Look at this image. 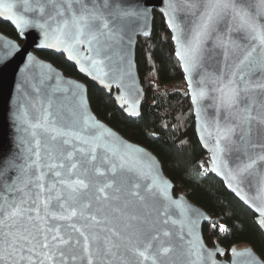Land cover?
<instances>
[{"label":"snow or ice","instance_id":"snow-or-ice-1","mask_svg":"<svg viewBox=\"0 0 264 264\" xmlns=\"http://www.w3.org/2000/svg\"><path fill=\"white\" fill-rule=\"evenodd\" d=\"M20 3L25 12L33 11L30 0ZM121 3L122 0H47L52 11L43 23H33L14 11L15 0H0V16L7 14L6 18L21 31L30 25L42 29L47 47L64 46L72 52L87 44L95 57H88L92 66L103 69L105 61H113V56L123 59V28L117 21L146 17V13L125 10ZM165 3L168 27L177 45L176 56L186 74L197 116L201 101H211L215 110L214 129L209 131L202 123L203 131L215 136L210 149L211 171L225 174L230 188L233 183L238 188L242 177L255 172L258 181L253 200L259 201L255 206L260 214L258 223L264 227V172L258 167L264 164V0ZM39 11L43 16L44 5ZM205 66L213 71L203 72L194 84L193 72ZM48 116L45 113L35 123L24 120L32 129L35 144L34 149H25L28 155L0 158V190L22 194L18 200L0 196L3 264H177L173 256L180 264H201L204 256L199 237L186 241L182 222L179 232L165 227L177 223L170 220L167 205L156 210V219L137 210L157 198L155 190L163 182L154 174L151 157L145 159L147 154L142 150L118 138L112 144L103 142L106 135L113 136L103 125L93 124L91 127L99 131L86 136L82 133L88 128L87 120L85 128L76 131L57 126ZM37 129L43 138V165ZM249 148L260 151L249 155ZM98 149L103 152L98 153ZM225 152L238 154L235 167H229ZM33 156L35 159H31ZM20 159L24 163H18ZM42 168L51 173V181H46L47 173ZM12 172L18 174L12 176ZM145 178H150L151 183L142 184ZM32 188L36 191L32 192ZM53 201L60 211L51 209ZM245 202H249L246 197ZM49 218L69 222L67 228L71 231L62 233L59 226L49 227ZM74 218L83 223L78 226ZM220 230L226 229L221 226ZM232 251L234 255L242 254ZM248 255L252 257L251 264H264L251 252ZM211 256L208 253L209 259Z\"/></svg>","mask_w":264,"mask_h":264},{"label":"water","instance_id":"water-1","mask_svg":"<svg viewBox=\"0 0 264 264\" xmlns=\"http://www.w3.org/2000/svg\"><path fill=\"white\" fill-rule=\"evenodd\" d=\"M15 3L16 7L14 11L18 15H23L33 21V23H43L47 14L52 11V8L47 5V0H30L33 8V11L30 12L24 11L20 0H15ZM41 5L45 7L43 16L39 11ZM120 6L128 11L142 14L146 13V17L142 15L138 18L117 21L123 28L121 33L123 36L122 51L120 53L123 55V59L121 60L119 55L113 56V61H105L103 69L92 66L91 60L88 57H95L89 51L87 44L79 45L72 52L66 51L64 46L47 47L44 45V33L42 29L30 25L21 31L12 20L6 18L7 14L0 16L1 20L14 26L20 38V40L14 37L12 38L0 31V158H12L18 154L20 156H26L28 153L25 149L28 147L35 148L34 140L30 135L32 129L24 122L25 119L31 123H35L42 115L48 113V119L57 126L64 127L65 129L71 128L76 131L85 128L84 121L87 120L88 128L82 133L86 136L99 131L91 127L93 124L103 125L104 129H107L113 134V136L106 135L103 138V142L112 144L114 138H118V141L142 150L143 153L147 154L145 159L151 157L155 162L154 174L163 182L159 183L158 188L155 190L157 192V198L149 201L148 207L137 209L141 214H150L151 219H156V210L160 209L162 205H167L170 220H175L177 223L175 225L169 223L165 227L172 228L174 232H179L182 222L184 225L183 235L186 241L192 240L194 237H199V241L203 245L202 252L204 256L201 264H212L213 261H215V264H251L252 257L248 255V252H251L258 260L264 261L261 255L251 245H234L227 258L226 255L228 252L220 243L215 245L208 244L205 241L202 230L205 223L212 222L211 214L189 199L184 192H176L173 180L168 177L160 158L150 148L144 147L142 144L125 137L115 127H112L105 120L97 116L90 104L88 85L83 80L65 74L59 66L54 65L48 59L46 60L37 54L36 50H48L56 54H64L67 60L76 66L79 74H82L100 88L105 89L108 93L113 92L112 95L116 104L126 115L134 119L141 117L142 103L146 93L143 82H141L140 73L138 72L136 47L140 37L151 36L155 10H158L165 17L168 27L167 17L165 15L166 3L165 0H122ZM169 31L173 37V32L170 28ZM173 43L176 56L177 45L174 40ZM13 44L15 48L11 47ZM29 57H32V59L29 60ZM70 57H75V59ZM181 69L183 70L186 89L189 91L190 101L193 105L196 123L195 132L200 144H202L204 150L209 155L208 166L211 171L212 152L210 149L214 147L215 136L214 134L209 136L208 132L203 131L202 123L207 124L208 130L212 131L214 129L213 119L215 110L211 101H201L200 116L198 118L197 106L192 101L191 91L189 90L186 74L182 66ZM205 71L211 73L213 68L205 66L203 69L194 71V84L199 81L201 74ZM104 73H107V75ZM101 79L104 81L103 83H101ZM36 131L38 138L42 140L41 164L43 165L46 162L44 159L45 150L43 147V138L39 137L41 130L37 129ZM22 141H27V143H22ZM75 143L78 144L79 142L77 141ZM206 143L207 147L205 146ZM97 151L101 153L103 149H98ZM259 151V148H249V155L254 156ZM237 155V153L230 154L225 152L224 159L227 160L229 167H235L239 162ZM31 159H35V157H31ZM17 162L24 163L23 159ZM258 167L261 172H264V164L258 165ZM41 170L47 173L45 177L46 181H51L52 176L51 173H48L47 168H42ZM211 173L218 176L224 183V186L256 214V223L264 233V227L258 223L260 214L256 211L255 207L259 205V201L253 200V197L257 193L258 181V176L255 175V172L251 176L242 177V182L238 188L235 183H233V187L231 188L228 186L229 181L225 174H218L213 171ZM17 174V172H12L10 175L15 176ZM141 183H151V179L145 178ZM234 188L239 191V195H237V191L233 190ZM31 190L32 192L36 191L35 188ZM4 195H7L9 199L15 198L18 200L22 194H10L0 190V196ZM245 197L249 202H245ZM172 201L176 203L174 204ZM51 209L53 211H60L55 201H53ZM41 214H43V209H41ZM73 222L77 223L78 226L83 223L77 218H74ZM68 223L67 221L52 220L51 218L48 221L49 227L59 226L62 233L71 231L67 228ZM190 228L191 235H189ZM233 249H236L237 252L242 254L234 255ZM208 253H212L210 259L208 258ZM24 254L27 255V252L25 251ZM172 259L177 264H180L176 256H173ZM0 264H3V262L0 261ZM21 264H27V261H22Z\"/></svg>","mask_w":264,"mask_h":264},{"label":"trees","instance_id":"trees-1","mask_svg":"<svg viewBox=\"0 0 264 264\" xmlns=\"http://www.w3.org/2000/svg\"><path fill=\"white\" fill-rule=\"evenodd\" d=\"M154 17L151 36L140 37L136 47L138 72L146 93L139 118L126 115L113 92L79 74L64 54L36 52L65 74L83 80L97 116L125 137L150 148L160 158L176 192H184L211 214L212 222L205 223L202 230L208 244L220 243L228 252L227 258L234 245H251L264 259V233L256 223V214L210 171L209 155L195 132L193 105L169 27L158 10ZM0 31L20 40L14 26L1 19ZM221 226L226 230L221 231Z\"/></svg>","mask_w":264,"mask_h":264}]
</instances>
